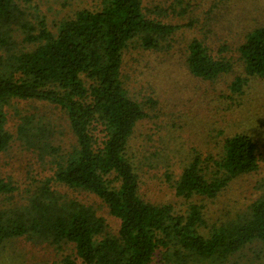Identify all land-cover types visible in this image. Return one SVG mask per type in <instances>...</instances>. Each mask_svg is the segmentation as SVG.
Segmentation results:
<instances>
[{"label":"trees","instance_id":"16d2710c","mask_svg":"<svg viewBox=\"0 0 264 264\" xmlns=\"http://www.w3.org/2000/svg\"><path fill=\"white\" fill-rule=\"evenodd\" d=\"M42 1L0 0V155L27 159L23 186L0 178V248L18 239L71 246L59 264H264L261 140L212 130L171 180L187 209L147 202L130 141L148 113L122 81L125 54L137 51L197 80L237 67L231 89L242 94L248 82L264 80L263 0H251L255 18L232 17L228 29L216 27L199 0H91L92 9L57 0L54 17L32 15ZM186 32L194 36L177 49ZM13 101L30 112L16 109L11 131L5 109ZM41 108L63 115L65 128ZM42 169L50 178L37 180ZM51 183L92 197L111 221Z\"/></svg>","mask_w":264,"mask_h":264},{"label":"rangeland","instance_id":"374dc122","mask_svg":"<svg viewBox=\"0 0 264 264\" xmlns=\"http://www.w3.org/2000/svg\"><path fill=\"white\" fill-rule=\"evenodd\" d=\"M44 1L37 3L38 10L35 13L29 12L38 17H42L43 14L54 17L57 0ZM158 1L165 4L173 3L175 0ZM190 1L198 3V0ZM199 1H202V9H212L210 15L217 23L216 27L219 28L228 29L232 17L234 20L239 19L238 24L242 21L247 24L248 20L255 18L251 0L245 2L243 0ZM69 2L75 8H93L91 0L90 2L69 0ZM197 14L198 5L193 10L191 19L198 17ZM234 20L233 24H235ZM193 36L194 34L186 32L182 39L180 40L179 37L177 41L180 44L184 42L185 37L189 39ZM228 40L231 41L232 38ZM182 47L183 45L177 49ZM174 54L179 58L177 52ZM164 61L163 57L151 53L142 54L133 51L131 54L127 52L125 54L122 81L128 93L142 102L148 113V117L135 127L130 141V154L141 179L140 195L143 199L152 204H172L183 212L187 209V202L175 195L171 180L177 179L190 151L198 149V142L205 143L202 137L207 139L211 133L213 135L212 130H221L225 135L248 133L255 139L261 140L258 143L261 153L264 154V80L256 79L248 82L243 93L237 94L231 89L234 77L239 73L241 75L237 67L228 73L229 76L222 75L215 81H206L190 78L176 63L168 65L167 61ZM27 108V103L13 101L11 106L5 109L7 125L11 131L14 130L18 120L15 117L16 109L30 112V107ZM41 109L39 112L52 124L60 130L65 128L64 117L58 111L50 110V108ZM60 135L63 141L67 140L63 133ZM224 137H220V140ZM26 163L27 159L17 151L0 155V178L11 179L16 187L23 186ZM29 165L35 168V174L37 168L34 166V159L29 161ZM43 171L44 173L40 174L37 180L50 178L51 174ZM262 173L263 171H260L257 175ZM51 186L52 189H56L69 198L76 197L83 204L93 205L100 215L107 217L108 222L111 221L106 211L98 208V204L92 197L82 193L79 198L78 195L65 193L60 185L51 183ZM248 186L249 184L246 185ZM236 194L241 199L242 196L238 190ZM212 214L215 217L214 212ZM71 251V246L58 250L43 243L18 239L17 242H9L4 248H0V264H59L61 258L71 254Z\"/></svg>","mask_w":264,"mask_h":264}]
</instances>
